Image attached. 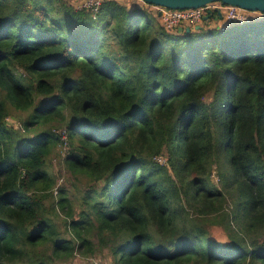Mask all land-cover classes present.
<instances>
[{
  "label": "trees",
  "instance_id": "1",
  "mask_svg": "<svg viewBox=\"0 0 264 264\" xmlns=\"http://www.w3.org/2000/svg\"><path fill=\"white\" fill-rule=\"evenodd\" d=\"M77 4L0 0V264H264V13Z\"/></svg>",
  "mask_w": 264,
  "mask_h": 264
},
{
  "label": "rangeland",
  "instance_id": "2",
  "mask_svg": "<svg viewBox=\"0 0 264 264\" xmlns=\"http://www.w3.org/2000/svg\"><path fill=\"white\" fill-rule=\"evenodd\" d=\"M80 1L81 0H75L76 4L78 2V4H77L78 6L77 7L79 9L81 7H85V6H83L82 4L79 3ZM121 1L128 2V0H121ZM217 4H221V3H217ZM215 6H217V5H215ZM225 9L227 10V7H225L224 10H223V18L222 19H218V18L213 19V21L210 22V25L207 26L208 29H215V28L223 29V25L222 24L225 21V12H226ZM241 14L243 15L241 22L237 21V24H240V25L251 24V23L255 22L256 20H258L261 17V14H259L258 12H249L248 13V12L243 10V12H241ZM199 25L204 26L205 25L204 21H202ZM230 27H232V25L229 26V27L226 26L225 28L229 29ZM185 28H187V27H185ZM19 117H20V115L17 114V113L15 114V116H10L8 121H7L8 125L19 128L20 127ZM63 153H64L63 149L59 150L57 152V154L54 155L49 160L48 169L57 177V179L58 178L59 179H63L64 178V180H65L64 187H69L71 189L70 191H73L75 188L80 186V181H78L76 179L73 180L67 175L66 170H65L66 168H65V165L63 163V160L65 158ZM213 169H214V171H218L216 167H214ZM211 180L213 181L214 184L220 185L219 182H216L217 181L216 178L212 177ZM60 182L62 183V180H60ZM71 182H74L76 186H74V187L70 186ZM227 208H229V206ZM107 255H108V252L106 250H103L101 252H98L96 255L92 256L88 261L94 262V263H97V264H109V262L106 261ZM85 262H87V261L81 259L80 257H77L72 262V264H85Z\"/></svg>",
  "mask_w": 264,
  "mask_h": 264
},
{
  "label": "built area",
  "instance_id": "3",
  "mask_svg": "<svg viewBox=\"0 0 264 264\" xmlns=\"http://www.w3.org/2000/svg\"><path fill=\"white\" fill-rule=\"evenodd\" d=\"M100 5V0H87L83 6L88 8H95ZM227 10L225 12V21L222 24L223 26H231L237 21L241 22L243 15L241 12L243 10L237 7H229L226 6ZM224 6L217 5V6H210L200 9H193V10H169L166 8H159L160 15H161V22L162 24L169 30L176 29V28H191L198 26L202 21L205 20L207 12L209 10L214 11H223ZM210 12V11H209ZM160 163L164 164L165 159L159 158Z\"/></svg>",
  "mask_w": 264,
  "mask_h": 264
},
{
  "label": "water",
  "instance_id": "4",
  "mask_svg": "<svg viewBox=\"0 0 264 264\" xmlns=\"http://www.w3.org/2000/svg\"><path fill=\"white\" fill-rule=\"evenodd\" d=\"M143 1L149 5H153L160 8H166L169 10H193V9L205 8L213 3H221L224 6L237 7L241 10L248 12L264 13V0H143ZM210 18L211 16H206L205 20L209 21ZM189 30L190 28L187 27V31Z\"/></svg>",
  "mask_w": 264,
  "mask_h": 264
}]
</instances>
